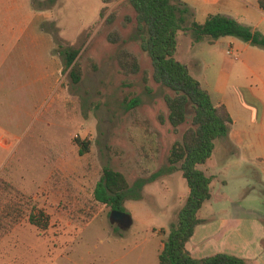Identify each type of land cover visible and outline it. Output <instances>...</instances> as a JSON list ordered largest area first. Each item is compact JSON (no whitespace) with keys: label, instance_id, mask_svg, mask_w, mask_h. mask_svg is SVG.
<instances>
[{"label":"rangeland","instance_id":"1","mask_svg":"<svg viewBox=\"0 0 264 264\" xmlns=\"http://www.w3.org/2000/svg\"><path fill=\"white\" fill-rule=\"evenodd\" d=\"M204 1L172 0L189 8L175 58L213 101L223 93L234 115L246 111L254 118L257 108L245 102L244 92L264 104V48L235 36L192 43L190 23L205 11L242 17L241 0ZM203 4L195 14L192 6ZM15 11L17 18L12 14L7 22L13 28L3 24L0 31V212L10 205L18 217L0 228V264H159L158 252L188 187L179 170L150 177L165 170L171 145L190 119L176 128L169 123L164 95L171 91L151 77L133 7L129 0H18ZM6 12L2 7V16L10 15ZM260 25L264 29V21ZM20 27L29 37L20 36ZM113 31L120 36L116 42L108 39ZM68 46L79 48L76 84L64 63ZM122 47L137 55L138 73L119 71ZM75 138L88 141V151L79 154ZM214 144L216 153L220 138ZM234 161L229 158L227 171L217 168L213 198L198 211L206 217L211 210L210 219L225 218L226 227L240 213L264 210V193L255 199L237 190L242 177ZM105 165L122 172L130 185L123 201L132 217L128 229L112 224L110 207L93 199ZM246 191L249 195L250 188ZM217 193L224 195L216 199ZM30 213H41L46 228L31 224Z\"/></svg>","mask_w":264,"mask_h":264},{"label":"trees","instance_id":"2","mask_svg":"<svg viewBox=\"0 0 264 264\" xmlns=\"http://www.w3.org/2000/svg\"><path fill=\"white\" fill-rule=\"evenodd\" d=\"M107 4L112 0H100ZM136 13L137 38L141 50L147 53L152 66V79L167 87L171 93L164 95L168 109V121L173 128L186 121L189 126L182 133L181 139L175 140L167 158L168 165L164 171L153 174H169L179 170L185 179L188 193L177 212L176 223L170 226L162 247L158 252L159 264H245L243 258L216 252L203 257H193L186 247V242L192 236L195 226L201 221L197 211L204 201L211 196L210 183L212 175L205 173L199 165L212 154L214 140L226 137L231 116L225 104H214L211 95L201 83L193 77L185 63L175 58L177 33L184 28V13L189 10L185 3L183 7L172 0H129ZM258 7L264 12V0H257ZM104 14L101 8L100 15ZM189 29L193 42L207 38L212 43L219 37L235 36L253 45L264 48V34L256 28L240 22L236 18L223 13H210L203 22L192 20ZM120 36L116 31L108 34L111 42L118 41ZM79 48L65 47L63 55L65 66L69 67L71 82L76 84L81 79V68L76 60ZM119 71L124 75L135 74L140 70L137 55L128 48L122 47L116 55ZM146 78V72H144ZM134 99L131 105H135ZM79 146V154L88 151V141L75 138ZM140 183L137 187H140ZM130 185L124 174L110 166L102 167V174L96 182L92 196L99 203L110 209L125 211L123 201ZM2 211V210H1ZM6 218L4 225L1 220ZM16 209L4 206L0 212V228L9 227L17 220ZM28 221L41 228H46L47 222L42 220V214L28 216ZM11 223V224H10Z\"/></svg>","mask_w":264,"mask_h":264},{"label":"crops","instance_id":"3","mask_svg":"<svg viewBox=\"0 0 264 264\" xmlns=\"http://www.w3.org/2000/svg\"><path fill=\"white\" fill-rule=\"evenodd\" d=\"M17 1L18 0H0V31L4 28L3 24L5 26L9 25L8 29L13 28V26L7 24V22L11 20L12 14L14 16L16 15L15 8ZM211 1L213 3H218L220 0H205L204 3L207 4ZM241 1L242 17H239L240 15H238V17L235 18L242 23L256 28L264 34V29H262L260 25L261 22L264 21V12L258 7L257 0ZM205 4L200 5V7L197 5L192 6V8L195 9V14L198 15L199 12L202 13V8L205 7ZM2 7L6 8L8 11L6 13H9L10 15L2 16ZM211 12L216 13L223 11L215 10ZM223 13L227 15L229 14L227 11H224ZM208 14H210V12L205 11L201 15V18L198 17L199 19L197 22H203ZM14 18H17V15ZM9 36L10 38L13 37L12 35ZM20 36H28L24 27H20ZM13 39L15 38L13 37ZM233 58L238 59L235 55ZM217 93L219 92L217 91ZM244 93V97L246 98L245 102L252 107L257 108L254 118L246 111H238L234 115L229 109L228 101L225 100L223 93L220 99H217L216 101L212 100L214 104L220 102L225 104L232 122L229 125L227 136L220 138V146L217 152L215 153L214 144L211 156L202 163L205 164V168L201 169L204 170L205 173L212 175L210 183L211 196L206 201L213 198L212 185L217 179V173L215 171L217 168L218 170L227 171V168L230 167L229 165L231 164L229 162L230 157H235L234 164L237 175L242 177V180L240 181L242 185H239L237 190L245 192L244 195L246 197L255 199H260L261 194L264 193V104L248 89H245ZM247 178L249 180H246ZM220 183L227 187L228 181L221 180ZM247 187L250 188L249 195L246 191ZM223 195L224 193H217L215 198H221ZM198 211L197 216L201 221L195 226L192 236L186 242V247L193 257L199 258L216 252H224L243 258L245 264H264V210H253L249 214L240 213L231 218L232 223L229 227H226L225 218L212 221L209 217V215L213 214L211 210L205 211L206 217H200ZM203 219H206L207 222L202 223ZM234 220H236V222ZM216 234L221 235L220 240H218L217 243H213L212 240Z\"/></svg>","mask_w":264,"mask_h":264},{"label":"water","instance_id":"4","mask_svg":"<svg viewBox=\"0 0 264 264\" xmlns=\"http://www.w3.org/2000/svg\"><path fill=\"white\" fill-rule=\"evenodd\" d=\"M109 221L116 224L120 229H128L132 224L131 215L122 210L112 209L109 214Z\"/></svg>","mask_w":264,"mask_h":264},{"label":"built area","instance_id":"5","mask_svg":"<svg viewBox=\"0 0 264 264\" xmlns=\"http://www.w3.org/2000/svg\"><path fill=\"white\" fill-rule=\"evenodd\" d=\"M226 53H227V54H230V55L232 54V52H231L230 49H228V50L226 51Z\"/></svg>","mask_w":264,"mask_h":264}]
</instances>
